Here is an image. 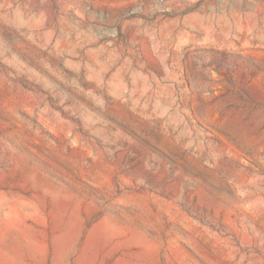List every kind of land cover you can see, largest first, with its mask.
<instances>
[{"label": "rangeland", "instance_id": "obj_1", "mask_svg": "<svg viewBox=\"0 0 264 264\" xmlns=\"http://www.w3.org/2000/svg\"><path fill=\"white\" fill-rule=\"evenodd\" d=\"M155 1L0 0V264H264V0Z\"/></svg>", "mask_w": 264, "mask_h": 264}, {"label": "bare ground", "instance_id": "obj_2", "mask_svg": "<svg viewBox=\"0 0 264 264\" xmlns=\"http://www.w3.org/2000/svg\"><path fill=\"white\" fill-rule=\"evenodd\" d=\"M0 217L4 221L5 225L19 232L30 242L37 241L35 233L22 220L20 208L17 205H8L4 211H1L0 209Z\"/></svg>", "mask_w": 264, "mask_h": 264}, {"label": "built area", "instance_id": "obj_3", "mask_svg": "<svg viewBox=\"0 0 264 264\" xmlns=\"http://www.w3.org/2000/svg\"><path fill=\"white\" fill-rule=\"evenodd\" d=\"M162 1H163V0H157V1H155V2H156V3H155V6H156V7H162V6H163ZM161 11H162V10H161Z\"/></svg>", "mask_w": 264, "mask_h": 264}]
</instances>
